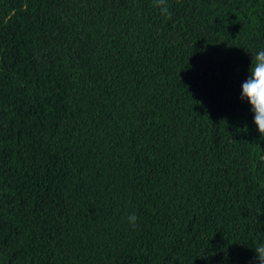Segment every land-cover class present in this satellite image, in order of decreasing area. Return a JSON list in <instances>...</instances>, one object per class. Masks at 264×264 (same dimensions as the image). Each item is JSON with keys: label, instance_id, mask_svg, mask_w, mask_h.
I'll return each instance as SVG.
<instances>
[{"label": "trees", "instance_id": "1", "mask_svg": "<svg viewBox=\"0 0 264 264\" xmlns=\"http://www.w3.org/2000/svg\"><path fill=\"white\" fill-rule=\"evenodd\" d=\"M167 4L0 0V264H256L264 0Z\"/></svg>", "mask_w": 264, "mask_h": 264}, {"label": "clouds", "instance_id": "2", "mask_svg": "<svg viewBox=\"0 0 264 264\" xmlns=\"http://www.w3.org/2000/svg\"><path fill=\"white\" fill-rule=\"evenodd\" d=\"M160 7L161 14L170 18L172 13L169 10L167 0H154ZM241 100L246 99L254 113L253 122L261 137H264V48L251 55V62L248 68V76L242 84ZM127 222L132 227H136L139 217L135 212L127 215ZM254 251L256 264H264V242L259 243Z\"/></svg>", "mask_w": 264, "mask_h": 264}]
</instances>
